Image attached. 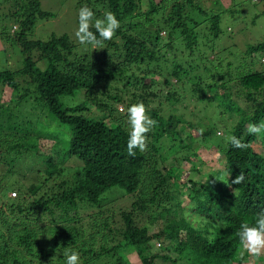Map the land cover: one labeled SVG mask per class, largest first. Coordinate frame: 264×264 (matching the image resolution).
<instances>
[{
    "label": "trees",
    "instance_id": "16d2710c",
    "mask_svg": "<svg viewBox=\"0 0 264 264\" xmlns=\"http://www.w3.org/2000/svg\"><path fill=\"white\" fill-rule=\"evenodd\" d=\"M212 1L213 7L204 0H75L77 18L87 5L97 17L112 11L120 21L97 48L68 33L31 39L38 20L54 14L40 0L3 2L18 27L0 29V39L18 46L22 60L0 69V118L8 124L0 123V264H65L66 249L79 253L80 264H133L129 252L140 264H264V251L248 254L236 235L242 222L254 225L264 212V132H247L264 122V63L256 57L264 41L241 56H220L213 44L220 11ZM76 95L80 102L63 100ZM30 97L57 131L13 114L12 106ZM139 102L156 125L145 150L129 156L127 109ZM203 109L234 119L228 138L248 147L210 143L222 153L219 165L194 180L181 167L205 148L195 131L202 122H193ZM165 134L181 140L165 147L175 148L171 154L157 145ZM30 156L31 169L22 160ZM70 163L76 169L65 174ZM240 173L243 181L232 183ZM8 182L15 196L6 195ZM117 197L127 198L124 205L114 204ZM182 199L188 213L165 218ZM160 219L167 222L155 228ZM156 243L163 244L159 254L152 252Z\"/></svg>",
    "mask_w": 264,
    "mask_h": 264
},
{
    "label": "rangeland",
    "instance_id": "374dc122",
    "mask_svg": "<svg viewBox=\"0 0 264 264\" xmlns=\"http://www.w3.org/2000/svg\"><path fill=\"white\" fill-rule=\"evenodd\" d=\"M5 1L8 0H0V29L4 28L6 29V31L10 32L17 29L18 21L13 15H8L9 13L6 11V7H4L3 5V2ZM204 1L206 6L208 7L214 6L213 1L212 2L211 0H204ZM216 1H218V11H220L219 25L221 28V32L219 36L214 39L213 42L215 52H219V55L220 56L223 55V58L225 59L232 55H234V57L239 55L241 56L243 55L244 49L248 45L257 44L259 42L264 41V13L262 12L264 10V0H216ZM8 3L9 2H7V5ZM40 3L42 9L51 11L54 15L49 18L38 20L33 30L28 34V37L31 39L45 40L49 38L52 34L58 35L62 33H68L71 38L76 39L75 30L77 28V17L75 13V8L73 7L75 0H40ZM15 26L16 28L13 29V27ZM180 51H182V47H180V49L178 50V52ZM256 57L258 59L260 58L259 61L264 63V59L261 58V57L264 58V52L257 53ZM246 58H247L246 59L247 62H249V57L246 56ZM240 59H242V57ZM21 60L22 57L19 51V47L9 41H4L3 39H0V69L2 68H10L12 70L16 69L21 64ZM161 81L162 78H158L157 82H161ZM155 88H158V90H160L163 89V86L160 85V83H158L155 86ZM7 95H9V93H7ZM63 100L64 101L67 100V103L80 102V99L77 95L74 97H70L69 99L64 98ZM36 103L37 102H34V99L30 97L27 103L12 106L13 114L17 117H20L22 120H32L33 123L37 122L36 125L38 126L42 125L47 129L51 128L54 131H57L59 128L55 123L52 115L49 114L42 105ZM94 108L95 107H92V109ZM211 112L214 113L212 114ZM193 119H194L193 122L196 123L202 122L201 123L202 134H204L205 132L209 143L204 142L202 144L203 142L201 140L202 134L199 133V131L201 130L196 128L195 129L197 133L196 139H198L199 143L201 145H204L205 148L203 149L200 148L199 155L195 160L196 161L195 163L186 162L182 165L181 168L185 169L184 171H186L187 173H192L191 179L199 180L205 178L204 176L209 171V169L216 167L215 163L219 165V160L222 155V153L218 151L216 146H212L209 144L210 143H214L217 145L226 144L228 139V133L229 130L231 129L230 126H232V124L235 121L234 119L228 118L226 114L222 116H218V110L216 109L214 111L210 109H206V110L203 109L195 113ZM50 121L53 122L52 126H48ZM0 123L1 126L8 125L5 124L1 118H0ZM171 138H173V140ZM180 143H181L180 139H175L172 135L170 137V135L165 134L161 136L160 140H158L157 145H159V151L161 152L166 151L167 153L171 154V151H174L175 148L172 149V147L171 148L169 147L165 149V147L169 145L170 146L179 145ZM4 144L5 142L3 141L2 145ZM210 148H215V150L212 152V149L210 150ZM26 158L27 159H22V160L24 162L29 163L28 168L31 169V165L36 160V156H30ZM198 158H200L202 161H205V163L200 162V159ZM56 159L57 162L61 163L66 159V157L63 156V152L60 151L59 157ZM1 164H2L1 167H5L3 163ZM70 165H68L65 168L64 170L65 174H72L75 171L76 167L72 163H70ZM193 165L195 166L197 165L196 167L199 166V169L195 167V170H193L192 169ZM196 169H198L199 171H196ZM22 174L15 176L18 178L20 176L22 181H24ZM24 176L28 178L29 173H27L26 175L24 174ZM16 177H14L13 179H15ZM9 186L11 188L7 189L6 195H9V192H12L14 190L17 192V188L15 184L13 186L12 182H10ZM179 197L184 198V195H180ZM2 198L5 199V197ZM126 200L127 198L117 197L114 198L113 202L116 206H120L122 203H123L122 205H124V202ZM188 202H189L188 200L182 199L181 206H177L176 203L172 204L170 206L171 213L169 215H166L165 218L173 219V218H177L176 216H182V215L184 216L185 214H187L188 213L187 208L189 205ZM79 207L82 208V206ZM165 221H166L165 219H160L159 223L155 225V228H157L160 225V223H164ZM152 228L153 226H151L150 229ZM157 245L155 246V248H153V251H159L160 250L159 248L163 246L162 243L161 245L158 246ZM127 257L133 264H138L140 262L135 252H131V253L129 252L127 254ZM255 260L257 259L255 258ZM154 264H165V262L157 259L154 262Z\"/></svg>",
    "mask_w": 264,
    "mask_h": 264
},
{
    "label": "clouds",
    "instance_id": "9594fccd",
    "mask_svg": "<svg viewBox=\"0 0 264 264\" xmlns=\"http://www.w3.org/2000/svg\"><path fill=\"white\" fill-rule=\"evenodd\" d=\"M119 28L120 21L112 11H105L101 17H97L92 8L84 5L78 10L75 37L81 45L97 48L104 41L111 40ZM91 114L93 115V113ZM127 116L130 126L127 139V154L134 156L136 149L145 150L147 134L156 125V121L147 115V109L142 102L134 103L128 107ZM247 132L252 135L264 132V122L249 124ZM228 140L234 148L244 149L248 147L246 143L236 136H231ZM243 179L244 175L240 173L232 183L238 184ZM12 192L17 193L15 190ZM12 192H9V195L15 196L16 194L13 195L11 194ZM236 235L239 238L240 245L248 254L259 256L264 251V212L257 214L254 225L242 222ZM157 244L159 245V243ZM160 251L162 249L152 252L159 254L161 253ZM150 253L148 254L150 255ZM64 257L65 264H80V255L75 250L66 249Z\"/></svg>",
    "mask_w": 264,
    "mask_h": 264
},
{
    "label": "built area",
    "instance_id": "2783aa9c",
    "mask_svg": "<svg viewBox=\"0 0 264 264\" xmlns=\"http://www.w3.org/2000/svg\"><path fill=\"white\" fill-rule=\"evenodd\" d=\"M11 194H13V195H14V194H16V193H15V192H12Z\"/></svg>",
    "mask_w": 264,
    "mask_h": 264
}]
</instances>
